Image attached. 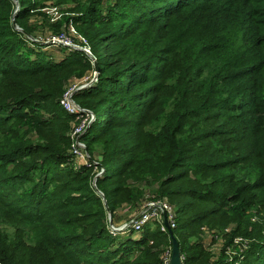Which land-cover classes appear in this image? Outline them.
Listing matches in <instances>:
<instances>
[{
	"label": "trees",
	"instance_id": "1",
	"mask_svg": "<svg viewBox=\"0 0 264 264\" xmlns=\"http://www.w3.org/2000/svg\"><path fill=\"white\" fill-rule=\"evenodd\" d=\"M47 1L0 0V262L166 264L168 233H110L94 164L74 166L59 98L91 64L28 38ZM52 1L79 12L53 31L71 20L100 68L74 98L96 116L82 138L111 219L156 184L183 264H264V0ZM204 227L225 240L216 258ZM235 236L248 246L228 256Z\"/></svg>",
	"mask_w": 264,
	"mask_h": 264
},
{
	"label": "built area",
	"instance_id": "2",
	"mask_svg": "<svg viewBox=\"0 0 264 264\" xmlns=\"http://www.w3.org/2000/svg\"><path fill=\"white\" fill-rule=\"evenodd\" d=\"M42 11L49 16V20L51 21H55L59 16L56 6L43 7ZM32 38L29 39L36 40ZM46 42L57 43L65 47L70 46V48L72 47V50L81 51L91 64L90 70L82 76L72 80L64 88L61 97L59 98V104L66 112L74 116L68 133L70 142L68 151L74 158V166L78 167L81 163H93L94 176L91 180V184L92 186H96V178L104 172V168L99 164L98 157L90 156L86 143L82 138V135L95 120L96 116L91 108L80 105L74 98L77 91L84 89L97 81L99 72L94 68V63L97 61L96 57L90 48L88 40L75 31L72 24H68L64 30L62 29L55 35H49ZM164 213L166 214L167 225L163 221ZM153 223H158L160 230L165 233H168V228L173 229L175 227V210L166 197L149 196L145 198L135 214L120 221H113L108 218L107 227L112 234L127 232L139 233L143 230L144 226ZM203 238L204 241L206 240L205 245L212 252L213 258H216L220 254L222 247L225 246L223 236L216 233L215 230H209L204 227ZM247 246V238L243 236H235L233 242L225 247V253L228 256H239L246 250ZM170 248L162 254V258L166 264H168ZM0 264L2 263L0 262Z\"/></svg>",
	"mask_w": 264,
	"mask_h": 264
},
{
	"label": "rangeland",
	"instance_id": "3",
	"mask_svg": "<svg viewBox=\"0 0 264 264\" xmlns=\"http://www.w3.org/2000/svg\"><path fill=\"white\" fill-rule=\"evenodd\" d=\"M54 2L55 1L48 0L47 3H46V5L56 6L57 7L58 15L59 16L57 17V19L55 21L49 20V16L47 17L45 14L44 15H36V14H34V15H31L29 17L28 23L31 26L34 27V30H33L34 31V33H33L34 34V37L32 39H36V40H38V42H40L42 44H46L45 46L42 47V50L47 51V53L49 54V56L53 57L54 59H59V58H61L64 55V53H66L67 50L72 49V47L70 48V46L69 47L68 46L65 47V46L59 45L57 43H48V42H46V39H47V37L49 35H51V34L55 35L56 34L53 31V28L49 25V23L50 22L59 21V20H61L64 17H70L71 15H74V14H79V12L78 11H72V12H70L69 11V6H67L68 4H57V3H54ZM81 3H83V2H81ZM72 5L75 6L76 3L73 2V3H71V6ZM40 10H42V8H40ZM70 24H72V26L75 29V31H77L79 34H81L82 36H84L79 31L78 27L73 22H71V20L69 22V25ZM62 27H63V30H64L65 27L64 26H62ZM84 37L87 39L86 36H84ZM60 46L61 47H65V48H60ZM60 49H64V51L63 50H60ZM88 70H90V69H88ZM76 78H78L76 75H72L68 79V81L65 84L64 88L72 80H74ZM95 155L97 157H99V155H97V154H95ZM156 187H157L156 184H154V185L143 184V186H142V194H141V197L139 198V200L137 201V203L136 204H127V203H124L120 208L117 209L115 220L116 221H120L122 219L128 218L131 215L135 214L138 211L141 203L144 201L145 198H147L149 196H154L156 194ZM205 243H206V240H205Z\"/></svg>",
	"mask_w": 264,
	"mask_h": 264
},
{
	"label": "water",
	"instance_id": "4",
	"mask_svg": "<svg viewBox=\"0 0 264 264\" xmlns=\"http://www.w3.org/2000/svg\"><path fill=\"white\" fill-rule=\"evenodd\" d=\"M12 25H14L17 29H19V27H17L14 19L12 20ZM28 37L32 38V36H30V35H28ZM94 68H95L96 71L99 72L100 68H99V65H98L97 61L94 63ZM93 188L95 189L96 193L102 198L104 206H105L106 211H107L108 218H109V220H111L106 200L103 198V193L96 186H93ZM163 221L167 225V218H166V214L165 213L163 214ZM168 235L170 237V242H171L170 256H169L168 264H183L182 263V258H181V255H180L178 241L175 238L172 229H170V228H168Z\"/></svg>",
	"mask_w": 264,
	"mask_h": 264
},
{
	"label": "crops",
	"instance_id": "5",
	"mask_svg": "<svg viewBox=\"0 0 264 264\" xmlns=\"http://www.w3.org/2000/svg\"><path fill=\"white\" fill-rule=\"evenodd\" d=\"M204 243H205V241H204Z\"/></svg>",
	"mask_w": 264,
	"mask_h": 264
}]
</instances>
